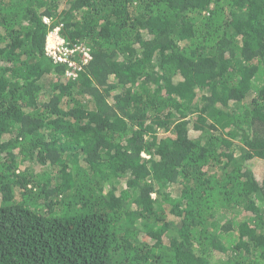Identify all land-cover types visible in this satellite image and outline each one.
Instances as JSON below:
<instances>
[{
	"label": "trees",
	"instance_id": "16d2710c",
	"mask_svg": "<svg viewBox=\"0 0 264 264\" xmlns=\"http://www.w3.org/2000/svg\"><path fill=\"white\" fill-rule=\"evenodd\" d=\"M0 264H264V0H0Z\"/></svg>",
	"mask_w": 264,
	"mask_h": 264
},
{
	"label": "built area",
	"instance_id": "2783aa9c",
	"mask_svg": "<svg viewBox=\"0 0 264 264\" xmlns=\"http://www.w3.org/2000/svg\"><path fill=\"white\" fill-rule=\"evenodd\" d=\"M46 23H49L48 19H45ZM60 27H56L49 32L46 45V53L56 64H65L68 66L66 77L76 78L78 72L82 70V67L88 64L92 58L87 49L81 46H71L60 33ZM82 53L83 58L80 60L78 55ZM78 58V59H76Z\"/></svg>",
	"mask_w": 264,
	"mask_h": 264
}]
</instances>
